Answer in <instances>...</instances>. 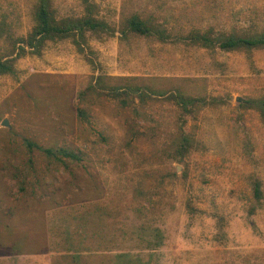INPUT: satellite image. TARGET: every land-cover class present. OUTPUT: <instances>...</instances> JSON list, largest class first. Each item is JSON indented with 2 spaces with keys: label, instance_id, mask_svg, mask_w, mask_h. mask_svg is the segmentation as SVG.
Listing matches in <instances>:
<instances>
[{
  "label": "rangeland",
  "instance_id": "rangeland-1",
  "mask_svg": "<svg viewBox=\"0 0 264 264\" xmlns=\"http://www.w3.org/2000/svg\"><path fill=\"white\" fill-rule=\"evenodd\" d=\"M38 1L0 0V58L16 59L0 75V264H264V121L249 103L264 98V50L189 40L263 33L264 0H88L110 31L85 52L63 39L17 58ZM86 3L51 7L62 20ZM134 15L153 36L127 29ZM183 135L195 147L181 157Z\"/></svg>",
  "mask_w": 264,
  "mask_h": 264
},
{
  "label": "trees",
  "instance_id": "trees-1",
  "mask_svg": "<svg viewBox=\"0 0 264 264\" xmlns=\"http://www.w3.org/2000/svg\"><path fill=\"white\" fill-rule=\"evenodd\" d=\"M34 17L35 26L32 31L26 38L19 39L17 58H20L27 53L41 56L48 42L63 39H72L80 52H85V47L88 45V34L100 37L110 31L109 25L98 18L95 5L88 0L86 3V13L82 17L66 18L62 20H58L52 10L51 0H39ZM127 29L130 32L142 36H153L156 31L150 22L141 19L137 15H134L127 20ZM157 33H159L158 30ZM189 40L193 45L213 50L218 48L224 52L244 51L249 53L253 50H264V32L245 35L221 34L219 37L215 38L212 30L195 31L192 32ZM15 62V58H0V75H14L16 72ZM120 89L121 88L115 89L113 98H120L128 95L127 93H120ZM96 90L97 86L91 84L87 91L82 95L87 92H95ZM141 91L140 88H134L132 94L139 96L142 94ZM175 99H177V103L185 111L198 102L195 99H190L183 95H179L175 97ZM249 103L254 109L259 111L264 121V98L251 100ZM79 114L83 115L84 112L79 110ZM25 143L31 151L37 150L40 153L45 154L48 158L54 159L55 162L60 165L66 166L64 159L67 158L74 161H82L80 156L64 148H45L30 140H26ZM177 145L179 153L181 157H183L194 149L195 141L183 135ZM31 164L33 165V162H31ZM24 181H27L26 177ZM25 182H23V185ZM21 189L24 191L25 187ZM254 195L257 199H261L262 197L260 182H256L254 185Z\"/></svg>",
  "mask_w": 264,
  "mask_h": 264
},
{
  "label": "water",
  "instance_id": "water-1",
  "mask_svg": "<svg viewBox=\"0 0 264 264\" xmlns=\"http://www.w3.org/2000/svg\"><path fill=\"white\" fill-rule=\"evenodd\" d=\"M3 125H4V126H9V124H8L7 121H4Z\"/></svg>",
  "mask_w": 264,
  "mask_h": 264
}]
</instances>
